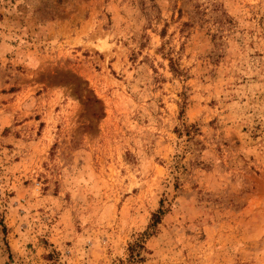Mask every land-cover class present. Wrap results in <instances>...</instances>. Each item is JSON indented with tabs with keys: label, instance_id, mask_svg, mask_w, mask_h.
Masks as SVG:
<instances>
[{
	"label": "rangeland",
	"instance_id": "1",
	"mask_svg": "<svg viewBox=\"0 0 264 264\" xmlns=\"http://www.w3.org/2000/svg\"><path fill=\"white\" fill-rule=\"evenodd\" d=\"M0 264H264V0H0Z\"/></svg>",
	"mask_w": 264,
	"mask_h": 264
},
{
	"label": "trees",
	"instance_id": "2",
	"mask_svg": "<svg viewBox=\"0 0 264 264\" xmlns=\"http://www.w3.org/2000/svg\"><path fill=\"white\" fill-rule=\"evenodd\" d=\"M162 213H163L162 210H160V211H159V214L155 216V217H156L155 222H157V219H160V215H161Z\"/></svg>",
	"mask_w": 264,
	"mask_h": 264
}]
</instances>
